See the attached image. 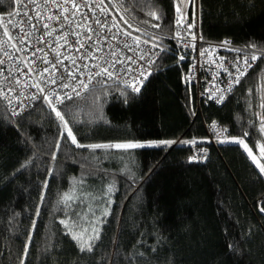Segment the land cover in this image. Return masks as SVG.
I'll return each mask as SVG.
<instances>
[{
  "label": "trees",
  "instance_id": "obj_1",
  "mask_svg": "<svg viewBox=\"0 0 264 264\" xmlns=\"http://www.w3.org/2000/svg\"><path fill=\"white\" fill-rule=\"evenodd\" d=\"M102 2L162 53L138 92L98 84L57 110L81 145L174 143L77 147L48 104L13 120L0 100V264H264V173L234 142L264 165V0H198L205 43L257 56L220 106L198 103L187 82L176 0ZM13 11L14 0H0V17ZM208 123L228 139L206 146ZM192 146L206 148L204 162L191 161ZM83 229L85 240L98 230L91 251L72 238Z\"/></svg>",
  "mask_w": 264,
  "mask_h": 264
},
{
  "label": "built area",
  "instance_id": "obj_2",
  "mask_svg": "<svg viewBox=\"0 0 264 264\" xmlns=\"http://www.w3.org/2000/svg\"><path fill=\"white\" fill-rule=\"evenodd\" d=\"M189 1L184 0L180 13L183 25L174 40L191 55L186 78L197 102L220 106L252 71L257 59L252 61L251 53H221L234 50L229 41L205 43L200 34L198 0L192 17L188 14ZM161 53L152 42L125 35L102 0H14L13 13L0 17V100L16 120L39 103L49 105L45 96L57 107L98 84L117 82L132 90L141 89ZM245 58L251 67L244 63ZM57 59L62 63H56ZM103 69L111 72V77ZM97 72L101 74L95 75ZM56 96L63 102L56 103ZM205 128L206 146H217L228 139L227 131L217 123H208ZM206 156L205 147L192 146L191 161L202 163Z\"/></svg>",
  "mask_w": 264,
  "mask_h": 264
},
{
  "label": "snow or ice",
  "instance_id": "obj_3",
  "mask_svg": "<svg viewBox=\"0 0 264 264\" xmlns=\"http://www.w3.org/2000/svg\"><path fill=\"white\" fill-rule=\"evenodd\" d=\"M193 2H194V0H193ZM183 4H184V0H177V9L176 10H177L178 13H182ZM74 7H77V6L74 4ZM150 15L154 19L158 18L157 14L155 12L150 13ZM96 23L100 24V21L97 20ZM176 23H177V25H180V26L183 25V16H182V14H181V17L177 19ZM155 26H158V25H155ZM44 27L47 28L48 25L45 24ZM81 27H83V25H81ZM101 27H103L102 24H101ZM189 27H192V25H189ZM46 34L47 35H51V32H48ZM4 35L5 36L9 35L7 30H5ZM125 35H130V34L129 33H125ZM61 39H64V37H61ZM87 39H91V37H87ZM77 43H80V41L77 40ZM81 46L83 47V45H81ZM249 47H253L254 48L255 45H249ZM39 51H43V50L40 49ZM57 55L59 56V53ZM92 58L95 59V57H92ZM181 59H183V57H181ZM256 59H257V56L255 54H253L252 57H251V60L255 61ZM44 63L47 64V63H49V61L47 59H44ZM56 63H62V61L57 59ZM244 63L247 64L249 67H251V64L248 62L247 58H245ZM53 67H55V64L53 65ZM85 67H87V66H85ZM45 71H47V69H45ZM102 71L104 73H106L109 77H111L112 73L108 72L107 69H103ZM100 74H101V72L95 73V75H100ZM69 75H71V72L69 73ZM241 75H243V72H241ZM72 78L75 79V76H72ZM236 82H239V77H237ZM52 83H55V80H53ZM81 84L83 85V87H85V88L87 87V85L83 84V82H81ZM35 86L39 87V85H35ZM63 87L67 88L68 85L64 84ZM40 90L43 91V89H40ZM133 90L138 92L140 89L139 88H133ZM73 91L74 92L76 91L75 88L73 89ZM66 97L68 99H71V96L68 95V94H66ZM45 99L48 100L49 107H51L52 111L55 112L56 117L62 122L63 127H64V129H65V131L67 133V136L69 138H71V142L73 144H75L77 147H87V148L92 149V150L99 149V148H104V149L115 148V149L129 150V149H136V148H143V147H156V146L163 145V144L170 145V144L174 143L173 141H159V142H150L148 144L128 142V143H118V144H110V145H105V144L81 145L80 143H78L76 136L73 135L72 129L69 128L67 121H65V119H64V116L55 107L53 101L51 99H49V97H47V96H45ZM220 100H223L222 96L220 97ZM62 102H63V100L61 99V97L60 96H56V103H62ZM245 135H247V133H245ZM234 142L239 143V144H241L242 147H244L245 151L249 155V158L252 159L253 163H255L256 166L260 169L261 173H264V165H262L260 163V161L257 159V157L255 155H253L252 150L250 148H248V146L244 143V141L242 139H240V140H235L234 139ZM259 151H260V155L262 157H264V145L259 147ZM71 199H72V197L69 196L68 194H65L64 197H63V200L65 202H67V201H69ZM261 210L264 211V209H261ZM105 214H107V213H105ZM61 223H65L66 227L68 226L65 221H61ZM87 231H88L87 229H83L79 233H72V238L77 241L81 251H86V250L87 251H91L92 250L91 241H93L94 239H98V230L97 229H93L94 235L89 236L88 239L85 240V235L87 234Z\"/></svg>",
  "mask_w": 264,
  "mask_h": 264
},
{
  "label": "rangeland",
  "instance_id": "obj_4",
  "mask_svg": "<svg viewBox=\"0 0 264 264\" xmlns=\"http://www.w3.org/2000/svg\"><path fill=\"white\" fill-rule=\"evenodd\" d=\"M150 142H159V141H155V140H150V141H141V142H133V143H142V144H148ZM128 143V142H126ZM118 144V143H116ZM164 145V144H163ZM163 145H159V146H156V147H143V148H158V147H162Z\"/></svg>",
  "mask_w": 264,
  "mask_h": 264
}]
</instances>
